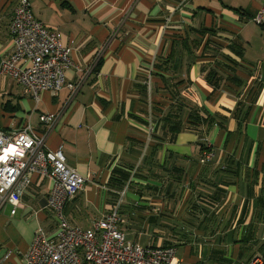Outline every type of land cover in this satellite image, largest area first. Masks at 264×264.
Wrapping results in <instances>:
<instances>
[{
    "label": "crops",
    "instance_id": "obj_1",
    "mask_svg": "<svg viewBox=\"0 0 264 264\" xmlns=\"http://www.w3.org/2000/svg\"><path fill=\"white\" fill-rule=\"evenodd\" d=\"M28 2L72 65L66 86L38 100L0 75V131L28 123L85 179L64 207L68 224L90 228L123 193L127 241L173 247L184 264L264 257V26L252 22L264 0ZM14 7L0 0V61L13 52ZM194 111L214 121L193 124ZM162 112L147 144L143 123ZM49 187L34 177L14 215L0 207V264H24L39 229L56 238Z\"/></svg>",
    "mask_w": 264,
    "mask_h": 264
},
{
    "label": "built area",
    "instance_id": "obj_2",
    "mask_svg": "<svg viewBox=\"0 0 264 264\" xmlns=\"http://www.w3.org/2000/svg\"><path fill=\"white\" fill-rule=\"evenodd\" d=\"M14 1L9 26L13 52L0 61V75L10 78L35 100L43 92L55 96L66 86L64 73L72 65V50L62 45L58 30L46 27L34 17L28 0ZM252 22L264 26V6ZM152 75L151 66L145 82L148 87ZM67 87L71 93L75 91V86ZM158 119H152L150 114L148 122L143 123L147 144ZM53 120L50 114L39 117L40 123L48 126ZM205 155V160H209L211 154ZM34 177L50 184L46 206L57 216L58 228L54 240L40 229L35 232L24 264H184L176 258L173 247L144 248L126 240L118 226L123 193H119L114 207L90 228L70 226L63 210L82 190L85 179L68 166L60 148L48 149L28 123L12 134L0 131V207L8 204L10 214L14 215L22 207V195ZM246 264H264V257L254 255Z\"/></svg>",
    "mask_w": 264,
    "mask_h": 264
},
{
    "label": "trees",
    "instance_id": "obj_3",
    "mask_svg": "<svg viewBox=\"0 0 264 264\" xmlns=\"http://www.w3.org/2000/svg\"><path fill=\"white\" fill-rule=\"evenodd\" d=\"M173 99L174 98H172V100ZM158 118H160V119H158L159 121L165 119V117L163 116V112H162L161 116ZM168 118H170V117H168ZM190 120L193 124H198V123L202 124L203 122L210 124L214 121V119L212 117H209V116H204L203 118H200L199 116H197L196 111L192 112V114L190 115ZM169 127L172 128L173 131H175V132L179 130L174 124H170Z\"/></svg>",
    "mask_w": 264,
    "mask_h": 264
}]
</instances>
